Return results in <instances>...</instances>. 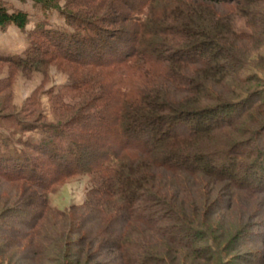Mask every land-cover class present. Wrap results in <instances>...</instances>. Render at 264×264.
<instances>
[{
	"label": "trees",
	"instance_id": "1",
	"mask_svg": "<svg viewBox=\"0 0 264 264\" xmlns=\"http://www.w3.org/2000/svg\"><path fill=\"white\" fill-rule=\"evenodd\" d=\"M69 1L73 12L62 13L72 31L37 27L26 57L0 54L17 68L76 69L52 97L51 120L34 117L38 107L0 113V128L14 129L0 132V183L24 188L21 202L0 201V257L14 245L28 250L30 264L62 260L60 238L41 230L51 212L58 228H74L65 255L75 245L80 253L82 241L112 240L122 264H158L146 233L166 239L174 257L207 251L196 247L200 206L188 205L195 194L216 204L207 197L211 184L244 214L264 212L263 71L242 55L264 48V0H100L113 5L108 12L99 0ZM27 22L25 11L0 7L1 29ZM35 130L38 140L24 136ZM72 176L89 178L86 200L50 208L47 193Z\"/></svg>",
	"mask_w": 264,
	"mask_h": 264
},
{
	"label": "rangeland",
	"instance_id": "2",
	"mask_svg": "<svg viewBox=\"0 0 264 264\" xmlns=\"http://www.w3.org/2000/svg\"><path fill=\"white\" fill-rule=\"evenodd\" d=\"M48 2H52L57 6H45L36 0H0V7H5L9 12L21 9L28 14V22L24 29H19L14 25H10L4 29L0 28V54L14 59L26 57L31 36L35 34L37 27L56 28L65 33L73 30L74 27L66 22L62 10L67 9L68 11H72L74 5L69 0H48ZM98 3H101V6L107 12L108 9L113 7L109 2L103 3L100 1ZM104 9H100L101 14L97 15L98 17L105 13ZM237 43L240 46L246 47L242 42ZM259 45L251 46L254 48L253 50L247 51L246 54H241L246 55L245 57L253 65L262 69L263 72H258L257 75L263 80L258 83H263L264 63H259L261 60H258L257 54L259 52L264 57V48H258ZM243 52L245 53L246 51ZM75 70L74 66L65 63H52L39 68L35 66L17 68L8 62L0 61V113L15 114L27 107H30L29 109H37L38 107L34 117L39 115V118L44 116L51 120L50 108L52 97L58 93H64L65 87L70 83V73ZM79 72L82 73L83 71ZM207 76L203 74L202 77L207 80ZM210 82L215 86L214 88L217 89L219 87L216 80ZM255 85L251 84L250 87L253 88ZM32 97L33 104H30L28 100ZM63 100L66 103H74L78 98L64 96ZM228 112V109L225 110V113ZM187 122V124H190L189 121ZM6 123H8L6 126H9L11 122L7 121ZM12 130L14 129L0 128V132L5 135H8V131ZM40 134L38 130H35L33 132H26L24 136L33 137L35 140H38ZM236 171H239V169L236 170L235 168V174H237ZM90 188L91 183L87 176L69 177L55 185L47 193L49 207L54 210L66 211L72 206H79L86 200ZM23 191L24 188L21 185L0 183V201L3 203L5 200L8 203L11 202V204L13 202H21L23 200ZM207 193V197L211 199L209 202L216 200V204L213 202L207 207L209 203H205L199 198L197 199L195 194L193 196L194 200L188 206H200L201 215L197 221H199V224L202 222L203 226L199 225L200 228L198 229L201 230L200 233L204 236L202 235L203 238H200V243L196 247L203 245L208 250L203 249L205 251H201V249L195 255H190L185 251L184 254L183 252L180 253L182 254L180 257H174L171 251L173 249L170 248V243L166 239L146 233L147 237H143H146L147 240L143 241L154 242L151 248L152 255L159 261L158 264H264V212H259V208L254 209V206L250 205L247 208L252 207L253 209L251 211L248 209L250 212L244 214L243 207L228 203L227 197L229 194L221 184L216 186L214 184L208 185ZM23 204L24 201L22 202ZM175 205L177 206L178 204L175 203ZM183 209L186 213L188 212L186 211V207H183ZM176 210L178 211L176 213L183 217L181 209L179 210L176 207ZM11 211L14 212L13 209ZM58 220L54 218L51 212L42 221L44 227L41 230L48 233L43 236L53 235L56 239L60 238L59 246L61 248L59 247L57 251L61 256L64 255L63 258L61 257L62 260L59 258L57 262L53 261L51 264H63V262L65 264H70L71 262H74L71 264H77V259H80L81 264H122L120 262L121 258L115 250V243L112 240L102 242V246H100V241H82V249L85 253L82 252V249L79 253L75 245L71 246L70 251L65 255L64 251L68 248L65 245L66 240H68L67 235L74 231V228L70 226L68 221L64 224L63 228H58L60 226L57 224ZM170 221H165L162 225H169ZM179 221L173 222L176 225L175 229H182V227L179 228L181 226ZM57 228L60 231H57ZM62 229L65 230L64 235L61 237L55 235V232L60 234ZM87 229L89 233H94V224H88ZM131 235L133 236L134 234ZM72 237L73 239H78V235H74L73 233L70 238ZM73 243H75V240ZM208 245H211L210 251ZM3 248L5 254L0 257V264H30L31 256L26 248L23 249L21 246L14 245L11 247L7 245ZM53 249L56 251L55 248Z\"/></svg>",
	"mask_w": 264,
	"mask_h": 264
}]
</instances>
